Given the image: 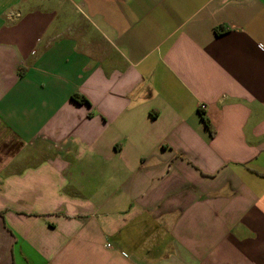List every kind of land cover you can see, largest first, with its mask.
Segmentation results:
<instances>
[{
  "label": "crops",
  "instance_id": "0c3cea01",
  "mask_svg": "<svg viewBox=\"0 0 264 264\" xmlns=\"http://www.w3.org/2000/svg\"><path fill=\"white\" fill-rule=\"evenodd\" d=\"M0 264H264V0H0Z\"/></svg>",
  "mask_w": 264,
  "mask_h": 264
},
{
  "label": "built area",
  "instance_id": "2783aa9c",
  "mask_svg": "<svg viewBox=\"0 0 264 264\" xmlns=\"http://www.w3.org/2000/svg\"><path fill=\"white\" fill-rule=\"evenodd\" d=\"M204 108H205L204 105H202V104L199 105V110H203Z\"/></svg>",
  "mask_w": 264,
  "mask_h": 264
},
{
  "label": "trees",
  "instance_id": "16d2710c",
  "mask_svg": "<svg viewBox=\"0 0 264 264\" xmlns=\"http://www.w3.org/2000/svg\"><path fill=\"white\" fill-rule=\"evenodd\" d=\"M204 122H205L206 125H208L207 122H206L205 120H204Z\"/></svg>",
  "mask_w": 264,
  "mask_h": 264
}]
</instances>
